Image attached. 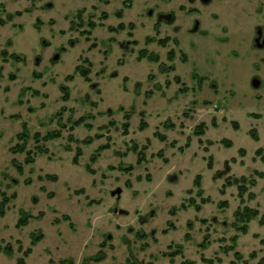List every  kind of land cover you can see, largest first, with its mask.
<instances>
[{"label": "rangeland", "instance_id": "obj_1", "mask_svg": "<svg viewBox=\"0 0 264 264\" xmlns=\"http://www.w3.org/2000/svg\"><path fill=\"white\" fill-rule=\"evenodd\" d=\"M56 3L0 14V264H264L252 5L132 0L100 27L98 13L83 26L74 16L96 0ZM171 11L174 25L157 17ZM195 19L206 36L189 32ZM119 22L124 31L106 29Z\"/></svg>", "mask_w": 264, "mask_h": 264}, {"label": "flooded vegetation", "instance_id": "obj_2", "mask_svg": "<svg viewBox=\"0 0 264 264\" xmlns=\"http://www.w3.org/2000/svg\"><path fill=\"white\" fill-rule=\"evenodd\" d=\"M23 2L26 3V5L23 7V11L22 9L19 8H15L14 4L19 3V2ZM80 1L82 3V1L84 0H77ZM119 3V6H115L113 8H111L109 11H107L103 6H109L110 5V0H96L97 5H91L90 7V11H88L85 7H80L76 10V13H74L73 15L76 16V18L80 21L79 24L80 25H84V23L82 22V15H87L88 19H93L97 13L99 14V18H101V22L100 23V27L104 26V22L108 19V17L110 16V13H112L114 15V17H116L117 19H121L123 17V15L125 14L124 9H130L132 8V0H117ZM188 4H194V3H201V4H208L211 2V0H185ZM57 0H0V14L1 15H5V17L10 21L14 18H21L23 15L27 14H31L33 13L35 10V7H38V11L39 13H45L47 11L53 10L56 6H57ZM247 2L249 4L252 5V10L250 12H248L249 17L251 19H253V26H252V34H251V38L248 44V48H250V51L253 53V57H259L260 56V52L264 53V0H252L249 1L247 0ZM36 3H39V5L37 6ZM100 3L103 4V6L99 7L98 5H100ZM247 3V4H248ZM183 9L182 6H179V10ZM195 11L196 13V9H187L185 12H189V11ZM71 11V10H70ZM69 11V12H70ZM153 11H151L149 13V15H152ZM157 17L160 20H165L167 21L170 25H174V21H175V14L171 11V12H158L157 13ZM36 19L35 22H37ZM88 24V30H90L89 25L91 26L92 24L94 26H91V28H95V24L91 23V22H87ZM124 24L122 22H119L115 27L113 26H108L106 27V29L110 32V33H120L122 31H124V29H119L120 25ZM199 20L195 19L194 23H193V27L191 29H189V32L192 33H198L200 32L201 34H203L202 36H206V34L200 30L199 28ZM0 26L4 27L5 26V22L3 20V17H0ZM23 28V26L20 24H18V28L21 29ZM155 27V31H159V27L160 24L158 25V23H156ZM35 28L37 30H39L38 26L36 25ZM117 29V30H112V29ZM226 30L227 27H222V30ZM178 31L180 30V27H177ZM228 29V28H227ZM221 29H218L217 31V36L214 39V42L216 43V45L218 44H227V43H223L220 42L221 40L219 39V36L221 35L222 32ZM229 31V30H228ZM157 33V32H156ZM177 33V32H176ZM230 37V36H229ZM164 40L167 39L166 41L170 40L169 38H163ZM160 39L157 40V43H160L159 41ZM176 40V38H175ZM220 40V41H219ZM163 42V41H162ZM177 42V40H176ZM118 45H121V42L117 41ZM8 45L11 46V42H8ZM162 45H166L165 43H163ZM3 53H6L5 51H3ZM58 58L59 55L57 54L54 58ZM38 60V58L36 59V61ZM259 60L264 64V57H259ZM256 64V68L258 70V65ZM204 78V77H203ZM205 80L208 81L209 78H204ZM211 79V78H210ZM214 85V84H213ZM256 85V86H255ZM251 86L253 89H260L262 86V81L257 78V76L255 75L254 77H252L251 80Z\"/></svg>", "mask_w": 264, "mask_h": 264}, {"label": "trees", "instance_id": "obj_3", "mask_svg": "<svg viewBox=\"0 0 264 264\" xmlns=\"http://www.w3.org/2000/svg\"><path fill=\"white\" fill-rule=\"evenodd\" d=\"M91 26H94L93 24ZM112 29V28H111ZM119 29H124V26L121 24L119 26ZM112 30H117V29H112ZM167 40V39H165ZM161 44L165 43V42H162L160 41ZM146 53L145 50H141V53L142 55H144ZM4 55H6V53H4ZM10 57L15 60V61H19L20 60V57L16 54H11ZM12 78V77H10ZM78 122H80V120L77 121V124H79ZM59 137V132H56V131H53V132H49L47 133L45 136L42 137V140L43 141H49V140H52V139H55V138H58ZM18 138L20 140H22V143L21 144H18L15 146V148H13V152L14 153H23L25 151V148H26V138H27V129H26V125L23 126V131L22 133H20L18 135ZM35 138L38 139L39 138V134H35ZM26 162L29 163L31 162L30 159H26ZM73 163L76 164V157L73 159ZM47 178H55V177H50V176H47ZM26 218H21L19 221H18V225L22 226V225H25L26 224Z\"/></svg>", "mask_w": 264, "mask_h": 264}, {"label": "water", "instance_id": "obj_4", "mask_svg": "<svg viewBox=\"0 0 264 264\" xmlns=\"http://www.w3.org/2000/svg\"><path fill=\"white\" fill-rule=\"evenodd\" d=\"M56 58H57V57H56ZM255 86H256V85H255ZM121 193H122V190H121L120 188H117L116 190H114V191L111 192V195L115 197L116 202L119 201L120 196H121ZM124 212H126V211L121 210V209H118V208H115V209H114V213H120V214H122V213H124Z\"/></svg>", "mask_w": 264, "mask_h": 264}]
</instances>
